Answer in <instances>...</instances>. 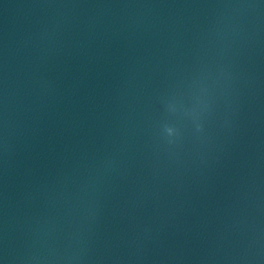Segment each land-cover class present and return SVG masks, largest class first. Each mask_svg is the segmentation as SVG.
<instances>
[{
    "label": "water",
    "instance_id": "obj_1",
    "mask_svg": "<svg viewBox=\"0 0 264 264\" xmlns=\"http://www.w3.org/2000/svg\"><path fill=\"white\" fill-rule=\"evenodd\" d=\"M0 264H264V0H0Z\"/></svg>",
    "mask_w": 264,
    "mask_h": 264
},
{
    "label": "clouds",
    "instance_id": "obj_2",
    "mask_svg": "<svg viewBox=\"0 0 264 264\" xmlns=\"http://www.w3.org/2000/svg\"><path fill=\"white\" fill-rule=\"evenodd\" d=\"M200 128H201V126L198 124V125L196 126L197 131H199ZM177 135H178V129L176 128V131H175V135H174V136H177ZM174 136H172V137H174ZM172 137H167V138H169V142H171V139H170V138H172Z\"/></svg>",
    "mask_w": 264,
    "mask_h": 264
}]
</instances>
